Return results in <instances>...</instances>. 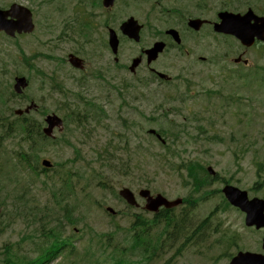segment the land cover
I'll list each match as a JSON object with an SVG mask.
<instances>
[{
    "label": "rangeland",
    "instance_id": "374dc122",
    "mask_svg": "<svg viewBox=\"0 0 264 264\" xmlns=\"http://www.w3.org/2000/svg\"><path fill=\"white\" fill-rule=\"evenodd\" d=\"M46 1L49 3L50 0ZM56 1L48 4L44 0H0V7L3 8L17 2L31 8L33 13H41L37 17V21H40L35 23L36 29L31 34L12 39L4 33L0 35V87H3L6 97L5 103L0 101V119L3 116L12 117L15 108L24 107L33 101L37 108L28 115L40 122L41 126L44 125L43 113L46 111L61 114L59 110L62 102L57 92L61 84L70 92H82L89 100L101 103L106 100V125L112 134L97 129L91 133L90 138L84 134L72 138L74 126L67 124L60 133L54 132L56 142L47 143L36 152L33 159L39 156L36 164L38 170L35 172L22 167L17 173L18 180H15L12 168L9 175L3 174L1 168L2 157L8 159L12 166L17 162L15 142L18 138L3 140L0 137V227L3 228L4 224L7 226L0 236V258L6 253L4 245L15 250L14 254L19 261L35 257L47 246V242L38 243L43 239V232L47 228H54L59 220H64L62 209L73 210L99 182L106 183L116 191L121 186L129 187L140 206L128 209L123 201L106 190H92L94 200L101 198L102 202L115 210H128L126 212L130 214L143 213L150 222H153V215L148 211L143 212L145 200L137 196L140 188L149 189L153 196L160 194L168 199L206 194L205 200L198 202L195 199L194 206L189 207L190 210L184 215L192 221L193 226H198L203 220L207 221L205 238L196 244L190 243L170 264H227L228 254L238 250H261L264 229L246 227L243 223L244 215L236 209L223 207L222 197L217 193L224 184L229 183L247 190L249 197L264 198V81H253V66H262L260 70L264 74V49L261 45L244 49L233 38L232 41L221 39L224 37L220 35L217 37L204 33L210 30L206 26L197 35H186L189 32L184 31L183 49L164 52L153 63L155 69L174 76L175 80L171 84L158 83L159 80H156L146 90L132 89L129 105L122 107L117 93L119 83L123 80L135 83L147 71L141 68L135 76H131L129 71L125 73L115 68V89L101 81L108 76L106 73H101L99 80L90 79L84 89L73 85L71 81L77 73L73 72L75 70L71 69L67 60L68 64L62 65L56 58L63 59L67 52L72 51L88 52L84 57L82 54L79 56L85 59V65L88 64V71H99L106 58L111 62L113 56L108 49L103 51L99 48L104 56L101 61L91 65L88 61H98L90 55L91 47L80 48L69 42L63 43L68 39L62 36L67 29L66 24L60 20L64 17V6L58 5ZM87 1L70 0V4L80 5ZM176 1L115 0L109 12L102 7H92L96 18L91 20L102 21V17L115 12L117 24L114 22L115 25L109 27L115 30L119 39L116 56L122 63L129 64L130 56L139 55L137 46L148 45L165 25L173 24L181 34L179 18L158 13L159 7L164 12L173 6L170 3ZM183 1H190L188 6L192 7L196 0ZM199 1L203 7H210L211 15V11L217 7L242 10L247 5V2L239 0ZM250 4H253L250 7L257 13L264 15V0H252ZM175 5L178 6L177 3ZM130 15L144 25L138 44L124 41L118 29L120 20ZM96 31L107 38L105 26H99ZM94 37H97V33ZM244 51L243 58L248 59L250 65H235L230 61ZM205 59L207 62H204ZM54 73L60 76L58 80L53 79ZM21 75L26 77L29 84L24 88L22 97L11 96L13 78ZM179 76L190 80L192 84L181 85L182 81L177 80ZM171 86H174L176 97L169 101ZM161 91L167 93V96L162 98ZM139 98H143V101ZM68 101L72 103L71 98ZM87 128L94 129L91 125ZM149 129L158 131L165 143L149 133ZM109 142L120 149L113 153L114 158L107 159L104 158L103 150ZM42 158L56 163L55 170L46 173L39 171L41 168L38 164ZM190 162L198 166H210L215 170L219 178L209 181L210 185L204 188L209 193L206 190L196 192L193 188L184 166ZM89 164L97 173L89 175ZM67 165L73 172L85 169L86 178L69 196L52 194L49 189L52 183H58L56 173ZM176 209L175 214L180 216L181 206ZM109 222L104 210L92 206L90 214L77 225V239L90 231H106ZM117 222L120 227L116 231L107 232L109 238L82 239L76 246L65 245L55 257L50 260L48 257L49 261L45 264H61L65 256L76 258L75 264H164L174 254L176 245L170 242L166 243V246L172 244L167 252H163L166 246L159 251L157 247L153 249L150 243L152 247L144 246L148 251L143 253V247H136L127 231L130 218L124 215L118 217ZM70 233L71 229H68L64 235ZM151 233L152 236L155 233L160 237L164 234L159 226L153 228ZM106 239L111 241L109 246L105 245ZM17 243L20 244L18 249ZM71 249L72 253L69 254ZM62 251L68 253L63 255ZM124 252L127 254L123 256Z\"/></svg>",
    "mask_w": 264,
    "mask_h": 264
},
{
    "label": "trees",
    "instance_id": "16d2710c",
    "mask_svg": "<svg viewBox=\"0 0 264 264\" xmlns=\"http://www.w3.org/2000/svg\"><path fill=\"white\" fill-rule=\"evenodd\" d=\"M45 3H47V1H45ZM49 3H52V0L49 1ZM80 32L81 35H83L84 37L88 36V34L92 31V27L88 24V22L86 21H82L80 23V29L78 30ZM19 49L21 50V48L19 47ZM62 109V108H60ZM67 110H69V108H66ZM88 112H91L90 110H88ZM73 113V112H72ZM72 113H69L70 119L67 120L68 122H80V125L82 126L84 124V121H82L83 119H75L72 116ZM101 115H98L96 113H94L92 116L90 117H100ZM89 117V116H88ZM87 117V118H88ZM87 121V119H86ZM22 123H26V119H22L21 120ZM99 122V121H98ZM20 129H29L30 131L26 132V136L27 138L24 140V142L26 143L28 150L23 149V147H21V150L23 152V154L25 156H23L22 153H20V156L23 159H26V162H28L30 155L28 153V151L32 152V150H36V142H38L40 140H42V133L40 131V123H35L33 120L28 123H26L25 126H19ZM10 129H12V127H10ZM0 133H2V131H0ZM29 135V136H28ZM39 142V144H40ZM38 148L40 149L41 146H38ZM111 148V150L109 149ZM120 148L116 145H110L108 144L107 147L104 148L103 152L105 153V157L107 159L110 158H114V152H116L117 150H119ZM99 156H102L101 153H99ZM91 164H89L87 167H90ZM100 165H105L104 163H100ZM29 167H31L30 163L28 165ZM185 169L187 171L188 176L191 179V184L193 186V188H197L199 190L196 189V192H201V191H205L207 188V186L210 185L209 181L218 179V176L211 178L210 176L207 175V173L205 172V169L202 166H198L196 163H188L187 165H184ZM91 170L93 171V173H97V171L94 169V167H90ZM60 178H62V174H59ZM51 193H58V194H65V189L63 187V185H59L58 187H54L53 185L50 188ZM208 192L209 191H205ZM216 192V190H215ZM219 191H217L218 193ZM187 204H188V200H184ZM101 206V204H100ZM227 206V202L225 200H223V207ZM61 209L60 205H59V210ZM58 210V211H59ZM185 213L186 210L184 209L181 213L180 216H176L173 214V210L171 209H161L158 213L154 214L152 217V221L159 223L162 222L161 224L163 225L162 231H163V236H152V233L148 232V229L150 228V221H148V219H146L144 217V215L142 214H134L133 216V220L130 224V227L127 228V231L130 235V238L132 239V242L134 243V245L136 247H143V253L146 252V248H144V246L146 247H152L153 249L155 247L158 248V250H163L164 246H166L167 242L170 243H174V245H176V248L174 250V254L169 257L164 264H170L171 261L174 259V257L181 255L185 248L191 243V244H196L200 241H202L205 236H206V231H204L205 229H207V224L206 221H202L201 224H199L198 226H192L190 221H187L185 218ZM62 214L64 215L65 218H67L69 221H71V215H72V211L71 209L68 208H63L62 209ZM60 217V213L57 214ZM112 224H114L116 226V228L118 229L119 224L117 222H114L113 220L111 221ZM43 226V225H42ZM63 225L61 220H59V222H57V224L55 225L54 228H47V230L45 232H43V239L45 240V238L47 236H53L52 240L51 238L49 239V241L52 240V242L47 246L50 250H53L52 253H54L56 250L60 249L58 248L59 246H64L66 244L67 239L60 237V233L62 231ZM98 235H102V233H99ZM60 242V243H59ZM150 243L152 244V246L150 245ZM111 244V242L109 240H106V246H109ZM168 245V244H167ZM117 247V246H116ZM172 247V244L166 246L164 249V251L169 250ZM16 249H18V247L16 246ZM148 251V250H147ZM15 250L12 251L11 249H7L6 248V255L3 259V264H25L26 262L23 260L19 261L17 259L16 254H14ZM51 253V254H52ZM72 251L69 252V254H71ZM50 254V255H51ZM45 255H48V252H46ZM106 255V254H105ZM224 256H226V253H224ZM229 257V255H227ZM75 258H69L68 261L71 264H74L76 261ZM44 261V258L42 256H38L35 260L30 261L27 264H41Z\"/></svg>",
    "mask_w": 264,
    "mask_h": 264
},
{
    "label": "water",
    "instance_id": "95a60500",
    "mask_svg": "<svg viewBox=\"0 0 264 264\" xmlns=\"http://www.w3.org/2000/svg\"><path fill=\"white\" fill-rule=\"evenodd\" d=\"M111 0H105V4L110 3ZM249 14H246L248 16ZM10 17V18H8ZM225 19L227 23L233 25V30L230 32H234L241 41L250 45L253 42L254 36H257L260 39L264 40V20L258 19L260 23H256L252 26L247 24L246 18L244 16L242 18H229V16L225 15ZM195 28L198 27L199 21L192 20L189 22ZM33 28L31 21L30 12L18 5L12 4L9 9H0V31L3 30L6 34L13 36L14 33L17 32H27L31 31ZM124 31H128L130 29H134L137 32L136 27H128V22L124 23L122 26ZM221 30L227 31L226 27H221ZM176 35V34H175ZM133 36L137 38V34L134 32ZM110 45L112 50L116 51L117 39L114 34L111 32L110 37ZM162 47V43H156L154 48L150 49L148 52L151 54H155ZM154 57V55H153ZM71 62L75 65L79 64V60L73 56H71ZM135 64V62H134ZM16 83L14 85V89L17 92H21V88L26 85V81L23 77L16 78ZM20 113V111H17ZM46 122L48 126L44 128V132L47 135H51L52 128L55 125H60L61 121L55 115L47 116ZM154 132V131H150ZM42 164L45 166H49L50 163L47 160H43ZM208 172L213 173L212 170L208 167ZM222 193L229 201V203L239 208L241 211L245 213L244 223L246 226H255L256 228L264 227V200L261 198L253 197L251 199L248 198L246 191L240 190L237 187L231 185H225L222 188ZM119 194L131 205H137L134 199L133 193L128 188H123L119 191ZM139 195L146 199V204L144 206L147 210L157 211L160 206H164L166 208L173 207L181 202V199H175L173 201H168L165 197L160 194H156L155 196L150 195L149 191L146 189H142L139 191ZM262 249L264 251V236L262 238ZM228 264H264V252L263 253H255L249 251H238L232 258L229 260Z\"/></svg>",
    "mask_w": 264,
    "mask_h": 264
},
{
    "label": "flooded vegetation",
    "instance_id": "af4514ba",
    "mask_svg": "<svg viewBox=\"0 0 264 264\" xmlns=\"http://www.w3.org/2000/svg\"><path fill=\"white\" fill-rule=\"evenodd\" d=\"M221 11H223V9H219V8L218 9H214L213 11H211L214 14V17H211L212 15L210 14L209 8H204L203 12H202L201 9H199V10L196 11V13H198L199 15H202L203 13L205 14V17H203V16L201 17V19H203L202 26H206L209 29L211 28V30H212L213 24L215 22H218V13L221 12ZM203 221H206V220H203ZM206 224H207V221H206ZM227 259H229V258H227Z\"/></svg>",
    "mask_w": 264,
    "mask_h": 264
}]
</instances>
